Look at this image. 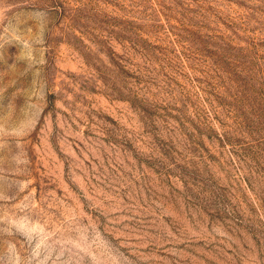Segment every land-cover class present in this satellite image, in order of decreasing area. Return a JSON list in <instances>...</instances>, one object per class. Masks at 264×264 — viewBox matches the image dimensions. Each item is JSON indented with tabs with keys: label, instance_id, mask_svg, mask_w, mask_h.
Returning <instances> with one entry per match:
<instances>
[{
	"label": "rangeland",
	"instance_id": "obj_1",
	"mask_svg": "<svg viewBox=\"0 0 264 264\" xmlns=\"http://www.w3.org/2000/svg\"><path fill=\"white\" fill-rule=\"evenodd\" d=\"M0 264H264V0H0Z\"/></svg>",
	"mask_w": 264,
	"mask_h": 264
}]
</instances>
